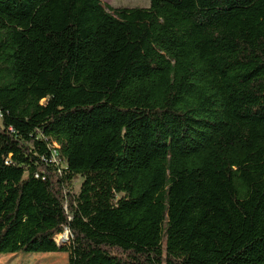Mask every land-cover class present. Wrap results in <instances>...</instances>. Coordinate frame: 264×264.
I'll list each match as a JSON object with an SVG mask.
<instances>
[{"label": "trees", "instance_id": "trees-1", "mask_svg": "<svg viewBox=\"0 0 264 264\" xmlns=\"http://www.w3.org/2000/svg\"><path fill=\"white\" fill-rule=\"evenodd\" d=\"M17 252L264 264V0H0V253Z\"/></svg>", "mask_w": 264, "mask_h": 264}, {"label": "rangeland", "instance_id": "rangeland-1", "mask_svg": "<svg viewBox=\"0 0 264 264\" xmlns=\"http://www.w3.org/2000/svg\"><path fill=\"white\" fill-rule=\"evenodd\" d=\"M114 7H146L150 0H104ZM82 178L74 181L76 190L80 189ZM13 256L0 253V264H41L46 261L50 264H69L67 252H17ZM4 256V257H2Z\"/></svg>", "mask_w": 264, "mask_h": 264}, {"label": "built area", "instance_id": "built-area-1", "mask_svg": "<svg viewBox=\"0 0 264 264\" xmlns=\"http://www.w3.org/2000/svg\"><path fill=\"white\" fill-rule=\"evenodd\" d=\"M55 154H57V152L55 151ZM63 236H65V239H63ZM69 238H70V234H69V230L66 227L64 232L62 234H60L57 238V242L61 245L66 244L69 242Z\"/></svg>", "mask_w": 264, "mask_h": 264}, {"label": "crops", "instance_id": "crops-1", "mask_svg": "<svg viewBox=\"0 0 264 264\" xmlns=\"http://www.w3.org/2000/svg\"><path fill=\"white\" fill-rule=\"evenodd\" d=\"M104 1V0H103ZM104 2H106V1H104ZM107 3V2H106Z\"/></svg>", "mask_w": 264, "mask_h": 264}, {"label": "bare ground", "instance_id": "bare-ground-1", "mask_svg": "<svg viewBox=\"0 0 264 264\" xmlns=\"http://www.w3.org/2000/svg\"><path fill=\"white\" fill-rule=\"evenodd\" d=\"M63 237H65V236H63Z\"/></svg>", "mask_w": 264, "mask_h": 264}]
</instances>
